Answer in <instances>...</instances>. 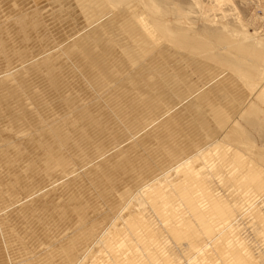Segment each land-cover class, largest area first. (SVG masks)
<instances>
[{
  "label": "bare ground",
  "instance_id": "1",
  "mask_svg": "<svg viewBox=\"0 0 264 264\" xmlns=\"http://www.w3.org/2000/svg\"><path fill=\"white\" fill-rule=\"evenodd\" d=\"M65 1L71 17H63L48 0H0V47L6 45V53L0 54V101L8 103L0 112V130L16 114L17 119L38 123L37 130H29L48 133L33 138L68 147L83 172L71 176L62 192L64 201L85 208L88 215L62 221L59 210L56 214L49 200H41L37 181L51 186L53 178L38 177L36 162L30 160L37 157L33 149L23 147L16 157L0 146L5 175L0 183V264H138L145 253L131 255L135 248L122 244L123 233L144 250L160 231L187 264H264V175L243 151L225 147L226 140L240 141L228 128L242 104L240 95H234L235 103L234 93L229 98L227 71L199 63L198 51L193 52L199 45L187 46V59L165 50L161 30L145 18L122 15L100 0H91L98 14L82 7L88 0ZM112 27L126 43L105 38ZM85 31L97 36L94 43L84 38ZM156 64L164 71L148 68ZM171 71L183 74L185 82L169 78ZM157 73L163 75L155 81ZM198 75L211 79L199 91L192 84L201 80L195 79ZM167 83H175L174 90L184 99L201 101L204 112L196 113L187 102L161 101ZM263 87L264 80L254 94ZM209 92H214L211 98H202ZM229 104L232 111L225 115L220 110ZM66 107L71 109L64 114ZM182 114L187 124L177 120ZM197 127L204 130L201 139ZM185 139L182 146L179 141ZM175 150L185 152L170 165L167 176L155 183L142 178L151 153L159 158L152 163L156 166ZM185 171L192 175L181 184L170 183L175 195L169 198L166 181ZM132 183L138 186L130 190ZM250 183L262 195L255 201L247 198L253 194ZM21 187L30 188L28 196L20 194ZM159 187L160 202L145 205L146 195ZM146 210L160 220L162 230L151 228L142 216ZM254 219L263 224L259 233ZM209 252L215 253L210 263ZM145 256L144 264H160V258L170 264L172 259L157 251Z\"/></svg>",
  "mask_w": 264,
  "mask_h": 264
},
{
  "label": "rangeland",
  "instance_id": "2",
  "mask_svg": "<svg viewBox=\"0 0 264 264\" xmlns=\"http://www.w3.org/2000/svg\"><path fill=\"white\" fill-rule=\"evenodd\" d=\"M48 1L53 8L60 11L62 16L64 15L63 17L68 16V14L71 17L70 11H68L69 7L67 6V2L65 0ZM100 1H102L104 4L110 3L111 5H114L116 12L122 15H136L140 18H145L151 27H157H153V29L161 30V33L166 40V44L164 46L165 50L167 48L171 51H175L176 53L178 52V54L181 53L182 59H187V55L189 54L187 52V46L193 47L195 45H199V49H194L193 51H198L195 53L199 63H203L202 65L206 64L211 67L213 66L215 70L227 71V76L230 77L229 81L232 82L233 86V89L232 86L230 89L233 91H230L229 94L234 93L231 97L234 99L235 96L240 95L241 99L239 102L242 104L240 105V109L235 111L234 117L229 121V124L231 125L228 128L232 132L235 130L236 136H239L240 141L234 142L226 140L225 143L227 142L228 144L225 145V147L228 148V150H232L233 147H237L243 151L252 167L255 169H260L262 175H264V87L261 88L258 94H254L257 87L264 80V0ZM81 5L82 7L89 9L92 13L98 14L97 6L91 0L84 1L81 3ZM26 30H24V34L27 35L28 32H26ZM83 34L84 38L87 39L90 44L95 42L97 36L93 35L92 32L89 33L88 31H85ZM105 38L110 41L126 43L124 36L114 27H112L111 30L106 34ZM152 45L155 47H161L159 44ZM5 46L6 45L0 47L1 55L6 53V50L4 49ZM189 60L191 59L189 58ZM213 67L211 69L212 71ZM148 68H156L158 70L157 72L164 71V68H161L157 64ZM162 75L163 74L157 73V76L153 79L156 81ZM169 78L179 83L185 82L183 79H186L183 74L176 72L170 73ZM149 79L152 78L149 77ZM195 79H201L200 75H198ZM108 80L115 82L117 79ZM210 80L211 79H201L196 82H192V84L196 89H198L197 91H199L203 90L207 85H209L211 83ZM0 82H3V79L0 78ZM174 84L175 83H167L166 86L163 87V93L161 94L160 100L170 105L187 102L196 107L195 108L193 106V109L196 111V113L202 114L204 112L203 103L201 101L195 102V100L192 99H184V97L180 95V92L178 93L174 90ZM234 88L236 90H234ZM213 94L214 92H209L208 94L202 93L201 96L202 98L207 97L208 99L211 98ZM232 94L229 95V98ZM246 97L248 98L246 99ZM234 99L231 100L233 101ZM236 99L233 101V103L236 102ZM7 105V100L0 101V112L6 109ZM70 109L71 107H66L62 112L66 114ZM220 111L224 112L226 115L229 113V111H232V105L229 104L227 106V110L221 109ZM184 119H187V115L182 114L177 116V120L180 123L187 124V121H184ZM38 127V123H28L26 120L17 119L16 114H12L4 123V133H2L3 128L0 130V140L3 139V142L0 146L7 149L12 155L16 157H20L22 155L23 147H31V149L34 151V153L31 151L33 155H37V157H33L31 155L32 157H30V160L36 162V167L34 170L38 177H40V179L53 178L51 186L44 184L46 180H43V183L41 180L37 181L36 186L42 191L41 200H49L50 207L55 209L54 212L56 214V209L59 210L58 212L62 221H67L70 219L81 220L86 218L88 211L85 208L81 209L78 205L72 204V202H65L64 195L62 194L67 183L71 180V176L76 172L83 171H80V169L76 166V158L68 147H64L61 143L55 142V140L45 141L44 139L41 140L38 138H33L32 135L34 134L43 135V133L39 131L29 130L30 128L37 130ZM7 128L12 129V132H9ZM196 129L198 131L197 136L201 139L202 135L200 133H203L204 130L200 129L199 127ZM46 135H48V133L44 134L43 136L45 137ZM228 135L229 133L226 134L227 137ZM223 136H225V134ZM223 136L220 135L221 138ZM187 140L188 139H185L179 142L183 146ZM154 146V144H151V147L154 148ZM184 152L185 151L181 153V151L175 150L166 157V161H158L156 166H154L152 163L154 160H158L159 158L156 154L151 153L148 156L149 163L147 166V171L142 174V178H151L153 180L152 182L155 183V181L160 179V177L165 175L167 176V174L173 169L170 165L180 156H182ZM17 170L18 169H16V171ZM6 171L7 170H5V172ZM2 172L3 171H1L0 166V183H2L1 175L5 176L4 174H1ZM247 174L248 171H245L243 178H245ZM191 175L192 174H189L185 171L180 176H175L169 181H166V185H168L166 191H168V194H170L168 197L170 196L169 198H172L175 195V191H173L170 183L181 184ZM242 182L249 183L247 179H245V181L243 179ZM210 185L215 189L219 188V186L214 182H212ZM137 186L138 184L132 183L130 190ZM248 186L252 190L255 185L250 183ZM142 191L143 190H140V192ZM29 192L30 188L21 187L20 189V194L24 197L28 196ZM244 192L249 193L247 190ZM252 192L253 194L247 198H250L253 201H255L257 197L262 196L260 194L257 195L256 189L252 190ZM161 193H163V188L161 187L157 189V192H150L148 195H146L145 205L149 203H159ZM166 209H168L167 205ZM120 213H122V211ZM134 216H138V213H135ZM142 216L143 218L145 216L144 219L148 220L147 222L150 223L151 228H154L153 230H155L156 233L159 232L158 230H162V224L160 223V220L155 217L150 210L144 211ZM131 217L133 218V216ZM260 220L263 221L264 218L261 216ZM258 224L254 219L253 225H256L255 231L259 233V226H263L264 221L263 224ZM241 227L242 225H240V228ZM123 228H127V226L123 225ZM123 234L125 236L123 235L122 237V244L125 243V246L135 248L131 255H133L135 252V254L139 257L144 253L146 255L149 252L151 254L156 253L157 251L160 255L167 254L170 256V258H172L171 263L169 262L170 264H187V262L182 260L181 255L176 250V247L172 241H165L164 235L161 233V231L154 235L150 242H147L148 245L145 244L147 246L144 247V250L140 245L136 246L137 243L135 242L134 237V240H132V237L130 238V235L127 234V232ZM142 234L144 238H146V234L143 232ZM246 234L247 233H245V235ZM245 237L247 241L253 243V239L249 234H247ZM149 245L151 246L149 247ZM214 254L212 252L207 254L210 255V257H207L209 263L210 260L214 259ZM122 255V252H120L119 256L121 257ZM145 255L142 257L140 256L141 258L139 257L140 261L138 264H141V262L142 264L145 263L144 260L147 257ZM218 260L220 261L219 258ZM231 261L233 262L232 258ZM159 263H164L162 258L159 259ZM194 264H197V262Z\"/></svg>",
  "mask_w": 264,
  "mask_h": 264
}]
</instances>
